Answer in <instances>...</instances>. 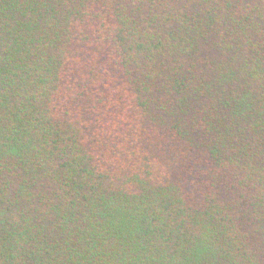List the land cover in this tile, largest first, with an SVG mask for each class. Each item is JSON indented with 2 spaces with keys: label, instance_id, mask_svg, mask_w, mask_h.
<instances>
[{
  "label": "trees",
  "instance_id": "trees-1",
  "mask_svg": "<svg viewBox=\"0 0 264 264\" xmlns=\"http://www.w3.org/2000/svg\"><path fill=\"white\" fill-rule=\"evenodd\" d=\"M0 264H264V0H0Z\"/></svg>",
  "mask_w": 264,
  "mask_h": 264
}]
</instances>
